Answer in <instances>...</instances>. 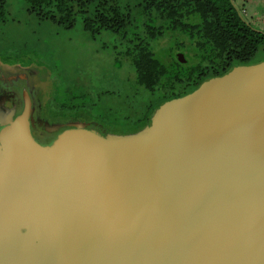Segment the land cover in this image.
Returning a JSON list of instances; mask_svg holds the SVG:
<instances>
[{
    "label": "water",
    "instance_id": "95a60500",
    "mask_svg": "<svg viewBox=\"0 0 264 264\" xmlns=\"http://www.w3.org/2000/svg\"><path fill=\"white\" fill-rule=\"evenodd\" d=\"M31 109L0 130V264H264V61L131 134L41 144Z\"/></svg>",
    "mask_w": 264,
    "mask_h": 264
},
{
    "label": "trees",
    "instance_id": "16d2710c",
    "mask_svg": "<svg viewBox=\"0 0 264 264\" xmlns=\"http://www.w3.org/2000/svg\"><path fill=\"white\" fill-rule=\"evenodd\" d=\"M17 1L39 21L50 19L58 24H75L70 0ZM114 1L81 0L82 21L89 27L94 24L132 27L131 32L138 39L130 50L136 82L159 95L158 99L146 104L145 111L136 113L135 117L131 114L125 119L123 134L137 132V126L151 120L152 114L163 102L194 91L205 79L223 75L236 65L262 61L257 55L264 53L260 48L264 44V29L253 24L248 14L241 11L237 0H141L138 8L128 10L124 18L110 16L119 9V6L113 5ZM112 5L109 12L103 9V6ZM7 15V0H0V32L6 28ZM11 29L5 30L13 38L10 45L2 48L6 53L13 51V47L27 46L28 42L27 39L23 42L10 35ZM169 32H178L187 39L176 37L169 49L171 58L168 56L165 59L158 56L151 43ZM3 37L5 41L8 39L4 34ZM179 53L183 54L184 60L180 59ZM15 70L23 73L17 67ZM81 106V103L68 101L62 114L76 116ZM115 127L118 129L122 126L116 124Z\"/></svg>",
    "mask_w": 264,
    "mask_h": 264
},
{
    "label": "rangeland",
    "instance_id": "374dc122",
    "mask_svg": "<svg viewBox=\"0 0 264 264\" xmlns=\"http://www.w3.org/2000/svg\"><path fill=\"white\" fill-rule=\"evenodd\" d=\"M237 1L242 6V11L248 14L247 16L253 24L263 30L264 0ZM119 3L125 9L128 7H130L129 10L133 9L129 4V0H119ZM7 6L8 23L6 28H3L0 32V95L4 96L3 101L0 100V104H2L0 106V110H2L0 125H4L14 119V115L22 110V105L18 109L15 108V105L19 100L25 98L27 91L32 95L33 100L39 95L35 86L32 89L33 85L31 83L39 87L42 98H45L49 92L50 100H53L52 102L55 104L63 101H72L73 99L76 102H81L82 106L76 111L78 112L77 118L90 120L91 123L89 122L87 127L92 128L97 133L98 131H103L104 135L107 134L105 130L121 132L120 134H110L126 135L123 134V128H125L126 124L125 119L131 114L135 117L136 113L145 111L147 103L159 98L158 93H152L136 82V73L132 67L133 65L130 64L131 59L129 57L126 56L124 59L125 63L121 67H117L113 64L114 60L110 48L98 50L100 47L98 40L73 39L64 30L59 32V26L52 25L47 21L40 22L37 17L28 14L25 7L20 5L17 0H7ZM111 7L113 5L103 6V9L109 12L112 10ZM7 28H12L10 35L18 37L21 41L33 39L32 42L38 46L39 52L46 55L47 59L49 57L50 64H47V61L43 62V60L36 59L31 70V68L22 66L24 62H31L30 59H25V56L18 58V60L14 57H8L11 55L2 51L6 44L10 45L13 41V38L7 34L8 31H5ZM3 34L8 37L6 41ZM176 37L180 38V40L187 39L186 36L178 32H169V34L159 40L153 41L151 45L158 53V56L166 59L170 56L168 55L170 53L169 49L174 44L173 40ZM104 38H107L106 34ZM260 48L264 50V44ZM13 49L17 51L16 48ZM19 50L20 52L22 51L21 49ZM97 50L99 53L96 52ZM257 58L264 61V53L257 55ZM53 61L55 63H52ZM16 67L26 71V76H19L21 73H19L20 70H15ZM60 75L71 83L67 87L70 86L74 97L67 93V88L62 82L63 78ZM27 79L30 80V84ZM53 86V93H50ZM78 93H82L83 97H76L75 95ZM11 94L16 96L15 101L9 98ZM36 100H39V98H36ZM157 110L158 108L152 114L151 120ZM49 117L47 122L49 123V130L47 133L51 137V139L48 137L49 141L53 142L58 134L61 133L59 132L61 126H55L54 124L62 120L52 116ZM151 120L146 122L137 132L150 125ZM65 122L68 124V121H63V123ZM70 123L86 128L83 125H79L81 122L73 121ZM116 124L122 127L117 129L115 127ZM32 130L35 132L34 134H38L36 128ZM36 141L38 142L39 138Z\"/></svg>",
    "mask_w": 264,
    "mask_h": 264
},
{
    "label": "flooded vegetation",
    "instance_id": "af4514ba",
    "mask_svg": "<svg viewBox=\"0 0 264 264\" xmlns=\"http://www.w3.org/2000/svg\"><path fill=\"white\" fill-rule=\"evenodd\" d=\"M129 1H130L129 4L131 5V7L134 10H136V8H138L139 1H141V0H129ZM70 2L72 4L71 13L73 14L75 24H72V25L58 24L56 22H53L50 19H46L43 21L40 20V22H46L47 21L48 23H50L52 25L59 26V29H60L59 32L64 30L73 39H76V38L81 39V40L85 39L86 41H97L98 40V42H100V47L98 50H101V48H103V49H105V48L109 49L110 48L111 52H112L111 55H112L113 60H114L113 64L117 67H121V65L123 63H125V61H124L125 57L127 56L130 58L131 48H133L138 42L137 36H135V34L131 32L132 27L125 26L123 28H120V27H115L113 25H110L109 27H102L100 24H98V25L94 24L91 27H89V26H87L86 23L84 24V22L82 21L83 17H84L83 16L84 13L82 12L83 7L81 6V0H70ZM113 5L119 6V9L113 11L112 15H110L111 17H116V18L123 17L124 18V15L126 16L127 11L130 9V7H128L127 9L123 8L122 5L119 3V0H115L113 2ZM117 21H119V19ZM127 25H129V24L127 23ZM105 34H106L107 38H104ZM32 41H33V39H31L30 41L27 42V44H26L27 46H23L21 48L20 47H13V48H16L17 51L15 49H13V51H10V53H9L11 56H8V57H10V58L14 57L16 60H18V58L25 56V59H30L31 62H29V63L24 62L22 64V66H26V64H29L26 66L28 68L32 67V65L34 64L36 59L37 60H43V62L47 61V64H50V61L48 60L49 57L47 59L46 55H43L42 53H40L39 49L37 48L38 46L35 45ZM23 42H25V40H23ZM110 43H111V45H109ZM19 49L22 50L21 51L22 53L20 52ZM98 50L96 51L97 53H99ZM180 54L181 53H179V55ZM117 60L119 61V64H117ZM52 63H55V62L53 61ZM130 64H131V60H130ZM114 65H112V66H114ZM32 69L33 68H31V70ZM21 71L24 74L21 73V74H19V76H24L26 74V71H23V70H21ZM27 75H29V74H27ZM60 77L63 78L62 82L64 83V85L67 88V93L74 97V95L70 89V86L67 87L68 84L71 85V83L66 78H64L62 75H60ZM27 82L30 84V80L27 79ZM31 85H33L32 89H34V86H35L36 92H39L38 96H40V97H38V96L35 97V100H33L32 95H30L27 91V94L30 96V99L32 102V109H31V114H30V130H31V134L33 135V137L36 140H38V138H39V141H38L39 143L48 144L51 142V141H49L51 139L50 134L47 133V131L49 130V127H48L49 123H47L48 119L50 118L49 116H52L53 118H57V119L62 120V121L56 122L54 124L55 126H59V127L61 126L60 127L61 129L59 132H62L65 129L78 127V125L76 126L75 124L70 123L73 121L79 122V123L81 122L80 124L79 123L78 124L83 125L84 127H86V129L93 130L92 128L87 127L90 120H83L82 118H77L78 115H76V116H69L67 114L63 115L65 106L66 105L68 106V101H63V102L55 104L52 102L53 100H50L49 92H48V94L46 93L47 96L45 98L44 97L42 98V95L40 94L39 87H37V85L33 84V83H31ZM53 90H54V86L50 90V93H53ZM70 91H71V93H70ZM75 96L82 98L83 94L78 93ZM3 98H4V96L0 95L1 101H3ZM9 98L11 100L15 101L16 96L11 94V95H9ZM36 98H39V100H36ZM20 101H21V103H20ZM72 101L76 102L75 99H73ZM72 101H70V102H72ZM62 103H65L66 105L65 106L61 105ZM76 103L78 104L81 102L77 101ZM1 105L2 104H0V106ZM21 105L23 106L22 110L20 112H17L14 115L15 117L24 110L25 98L22 100H19L16 103L15 108L18 109L19 107H21ZM54 106H56V107H54ZM45 108H46V110H45ZM47 110H48V112H47ZM1 113H2V110H0V115H1ZM63 121H68V124L66 122L63 123ZM145 124H146V122H143V124L140 126H137V128L139 129L142 126H144ZM4 125L3 124L0 125V130ZM33 128L37 129L38 134H34L35 132L32 130ZM105 131H107L106 135H109L110 133H119V134L121 133V132H116V130H113V131L112 130H109V131L105 130ZM98 133L101 135H104L103 131H101V132L98 131ZM48 137L50 139H48Z\"/></svg>",
    "mask_w": 264,
    "mask_h": 264
},
{
    "label": "clouds",
    "instance_id": "9594fccd",
    "mask_svg": "<svg viewBox=\"0 0 264 264\" xmlns=\"http://www.w3.org/2000/svg\"><path fill=\"white\" fill-rule=\"evenodd\" d=\"M239 6H241L240 4H239ZM242 7V6H241ZM241 11H242V9H241Z\"/></svg>",
    "mask_w": 264,
    "mask_h": 264
}]
</instances>
